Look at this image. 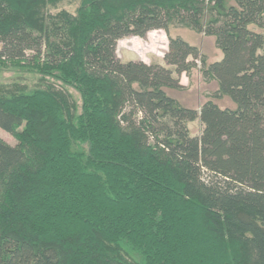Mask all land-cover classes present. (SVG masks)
I'll list each match as a JSON object with an SVG mask.
<instances>
[{
  "label": "trees",
  "instance_id": "16d2710c",
  "mask_svg": "<svg viewBox=\"0 0 264 264\" xmlns=\"http://www.w3.org/2000/svg\"><path fill=\"white\" fill-rule=\"evenodd\" d=\"M157 30L162 63L118 57ZM0 46L48 84L0 94V264H264V0H0ZM199 61L198 110L166 90Z\"/></svg>",
  "mask_w": 264,
  "mask_h": 264
},
{
  "label": "rangeland",
  "instance_id": "374dc122",
  "mask_svg": "<svg viewBox=\"0 0 264 264\" xmlns=\"http://www.w3.org/2000/svg\"><path fill=\"white\" fill-rule=\"evenodd\" d=\"M61 8H66L68 11L75 12V5L64 3ZM58 10V11H59ZM54 12H57L56 10ZM171 36H180L183 40L192 46L200 49L201 53L205 56L206 66L221 60L222 53L216 47L213 37H206L203 34H197L194 31L184 28L183 26L174 25L171 27ZM1 47V46H0ZM168 52V36L163 30L150 32L146 38L131 37L124 39L118 43L117 55L123 62L132 60H142L146 63H162L165 54ZM32 55V53H29ZM197 67L192 71L191 76L187 77L191 85L192 91L186 92L185 90H166L167 94L176 99L181 105L196 109L200 107L202 102V95L211 93L216 88L212 80H208L203 75V65L199 61ZM188 82V81H187ZM58 90L62 88L56 84H51ZM47 82L42 79L33 71H30L24 65L16 66L10 64H0V94L11 95L18 93H32L38 89H46ZM70 98L71 106L78 108L80 106L78 94L71 90H65ZM222 107L235 108V104L228 98L217 102ZM76 114V111H73ZM188 128L192 136H197L201 132V123L199 120L189 122ZM23 126L18 130L21 131ZM0 138L11 146L19 145V140L16 135L8 134L0 130Z\"/></svg>",
  "mask_w": 264,
  "mask_h": 264
},
{
  "label": "crops",
  "instance_id": "0c3cea01",
  "mask_svg": "<svg viewBox=\"0 0 264 264\" xmlns=\"http://www.w3.org/2000/svg\"><path fill=\"white\" fill-rule=\"evenodd\" d=\"M214 41H215V39H214ZM221 58H222V56H221ZM132 61H134V60H132ZM142 61V60H141ZM144 62V61H143ZM146 63V62H145ZM148 64V63H147ZM193 73V72H192ZM188 81V82H187ZM212 82H214V84L216 85V88L214 89V91H212V92H215L217 89H218V85H217V83L214 81V80H212ZM191 83V82H190ZM190 83H189V80L187 79V76H186V74H182L181 75V85H182V90H185L186 92H191L192 91V88H191V85H190ZM206 94H209V92L208 93H206ZM206 94H204V96L202 95L201 97L203 98L202 99V102L200 103L201 105H200V107L203 105V103H205L206 102V97H205V95ZM226 99V98H225ZM220 101H222V100H220ZM218 101H216V103H217ZM218 104V103H217ZM219 105V104H218ZM220 106V105H219ZM200 107H197L196 109H200ZM221 108H230V107H222V106H220ZM230 109H235V108H230Z\"/></svg>",
  "mask_w": 264,
  "mask_h": 264
}]
</instances>
